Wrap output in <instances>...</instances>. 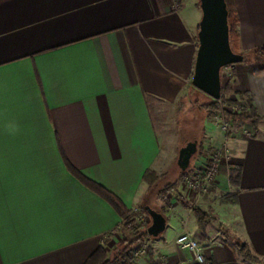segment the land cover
Instances as JSON below:
<instances>
[{"label": "crops", "instance_id": "0c3cea01", "mask_svg": "<svg viewBox=\"0 0 264 264\" xmlns=\"http://www.w3.org/2000/svg\"><path fill=\"white\" fill-rule=\"evenodd\" d=\"M235 3L241 49L250 52L264 45V0ZM201 18L198 0H0V264H84L108 235L109 248L117 243L120 216L66 162L128 207L163 213L166 229L173 216V236L148 242L157 251L133 264H197L176 246L185 232L202 247L206 264H247L237 243H247L264 264L259 68H231L235 89L250 93L263 120L252 130L231 128L229 163L222 160L213 181L197 193L188 182L179 184V199L157 191L169 179L174 154L165 151L155 116L175 109L183 130L181 106L198 91L192 79ZM8 121L19 126L15 135L6 131ZM201 132L203 138L182 137L175 153L178 167L189 142L198 141L196 154L203 150L186 181L203 173L226 138L216 124ZM150 169L160 177L152 189L143 181ZM231 170L240 173L237 185ZM225 194H235L237 203L221 204ZM193 207L208 210L212 220L198 224ZM215 219L223 223L221 237ZM145 221L151 223L149 215Z\"/></svg>", "mask_w": 264, "mask_h": 264}, {"label": "trees", "instance_id": "16d2710c", "mask_svg": "<svg viewBox=\"0 0 264 264\" xmlns=\"http://www.w3.org/2000/svg\"><path fill=\"white\" fill-rule=\"evenodd\" d=\"M226 3L229 12L230 44L232 50L235 53L244 56L243 62H248L251 59L259 63L264 62V45L256 47L250 52H245L241 49L239 30L240 20L236 3L235 0H226ZM198 5L200 7V0H198ZM234 67L235 65H232L222 69V97L219 101L210 98V102L203 104H199L198 100L195 102L190 100L189 102L197 106L200 111L206 110L212 116L216 115L219 111H223L229 122L231 124L233 123L234 126L242 127L249 122L254 128H257L263 118L257 113L250 93H242L235 89L236 75L233 70L227 80L224 81V69H231ZM256 74H264V67L259 68L256 71ZM231 108H238V110L233 112ZM66 165L75 178H77L88 189L102 197L121 218V224L118 228L119 235H121V241L119 242L121 247H115V252L113 253V250L108 247L113 235H108L104 240V243L86 260L84 264H133L136 259L133 245L138 243L144 244L154 240L147 232L150 223L145 222V219L148 217L146 210L144 208L134 210L128 207L117 195L107 190L101 184L84 176L72 167L70 163L66 162ZM187 173L188 171L182 172L181 179H177L176 182H169L159 189V194H172L176 199H179L181 195L178 193L177 188L184 180ZM239 179V171L231 170V183L237 185ZM143 181L150 189H152L159 184L160 177L155 170L150 169L144 175ZM220 203L223 205H234L237 203V196L235 194H225L220 198ZM193 213L198 224L202 226L212 218V213L200 207H193ZM128 235L133 237L131 241L127 238ZM237 247L242 261L247 264H260L262 262V259L253 253L247 243H237Z\"/></svg>", "mask_w": 264, "mask_h": 264}, {"label": "water", "instance_id": "95a60500", "mask_svg": "<svg viewBox=\"0 0 264 264\" xmlns=\"http://www.w3.org/2000/svg\"><path fill=\"white\" fill-rule=\"evenodd\" d=\"M202 18L199 24V46L195 64L193 86L210 98L222 97V69L244 61L230 44L229 12L226 0H200ZM198 150V141L189 142L179 152L178 167L185 172ZM151 223L147 232L152 239L165 232L167 219L163 213L145 207Z\"/></svg>", "mask_w": 264, "mask_h": 264}, {"label": "rangeland", "instance_id": "374dc122", "mask_svg": "<svg viewBox=\"0 0 264 264\" xmlns=\"http://www.w3.org/2000/svg\"><path fill=\"white\" fill-rule=\"evenodd\" d=\"M236 67H237L238 72L242 73L244 70H247V69L263 68L264 62L259 63V62H256V61L251 59L248 62H242V63L236 64ZM231 73H232L231 69H224V71H223L224 81L227 80V78L231 75ZM196 91H195V94H191L190 99L188 98V100L187 99L185 100L183 107H181V109H180V112L183 113V115L180 116V119H181L180 120V126H181L180 130L183 129L181 131V133L178 129V123H177L178 114H177L175 109L168 108V109H170V110H167L168 112H166V115L170 114L168 117L166 115L161 116V115L157 114L156 111H154V113H156V116H155L156 129L158 131V134L160 136V139H161L163 145H165L164 146L165 151L166 152L170 151V152H173V154H174V156L171 159V161H173L174 164H173V167H171L172 172L169 174V177H168L169 179H165L164 181L166 183L162 184L159 189H161L166 184H168L169 180H170V182H176L177 179H181V173L179 172L181 170L177 167L176 160L174 159V157L176 156L175 153L177 152L176 151L177 148L180 147L179 144L182 141V137H184V136H196V134L198 133L203 138L204 135H203V132H201V127L207 128V126H208L210 129L215 128V123H214L213 118H212L213 119L212 121H207V119L203 118V116H202V114H201V112L197 106L195 108H192L193 106L192 107L190 106V108H189V106H187L190 104V102H189L190 100L192 102H195L196 100H198L199 104L210 102V98H208L209 96H207L206 94H205L206 96H203L202 93L198 94V91L197 92ZM231 110L233 112H235L238 110V108H233V109L231 108ZM177 111H178V109H177ZM202 111H204V110H202ZM209 122H211V123H209ZM232 127H238V126H234L232 123L231 128ZM246 127L250 128L251 130L254 128V126L249 122L245 124L244 128H246ZM192 133H195V135H191ZM202 153H203V150L200 149L198 154H196V156L194 157V159L192 161V165L190 166V169L188 170L186 177H188V175L192 173L191 171L196 170V168L193 169V167L198 166L199 158H200V155ZM168 163H169V161H168ZM195 176L196 175L194 174L192 177H189L188 180L195 179L196 178ZM186 177H184V180L182 182H185V183L189 182V181H186ZM159 189H157V191ZM193 192L197 193L199 191L193 190ZM160 195H162V194H160ZM166 201H167V199L165 200L164 198L163 199L161 198L162 203L166 204ZM167 203L170 205V202H167ZM212 217H213V215H212ZM209 220L211 221L212 218H210ZM171 221H173V216L170 217L169 225H168V228L166 229V231L164 233H162L158 238L154 239L153 240L154 242H159V241H162L163 239L169 240L173 236L172 233L174 230V225L172 224ZM212 223H213V226L216 227V231H218V232L224 231V230H222L223 223H221L220 220L215 219V220H213ZM222 232L220 234V237L222 236ZM127 238L130 241L133 239V237H131V235H128ZM117 239H118L117 243L113 246V248H110L111 250H113V253L115 252V249H114L115 247H118V246L121 247V245H119V242L121 241V235H118ZM147 243H144V244L138 243L136 245H133V248L135 249L136 258L137 257L139 258L140 256H142L139 254V252L142 249H148L146 254H153V250H154V252L157 251L156 250L157 244L153 243L149 246Z\"/></svg>", "mask_w": 264, "mask_h": 264}, {"label": "built area", "instance_id": "2783aa9c", "mask_svg": "<svg viewBox=\"0 0 264 264\" xmlns=\"http://www.w3.org/2000/svg\"><path fill=\"white\" fill-rule=\"evenodd\" d=\"M214 122L222 133L225 134L226 138L229 136L228 133L231 131V123L225 116L223 111H219L216 115H213ZM223 142V144L214 152L210 154V159L208 160L206 167L203 169L202 174H196L195 179L188 180V185L192 190L200 191L207 183H211L217 172L219 163L225 160L229 163L231 159V150L228 143V138ZM210 161V163H209ZM176 246L182 250L188 251L195 263L206 264V258L202 247L196 241L189 232H185L179 235L176 239ZM148 249H142L139 254L145 255Z\"/></svg>", "mask_w": 264, "mask_h": 264}, {"label": "clouds", "instance_id": "9594fccd", "mask_svg": "<svg viewBox=\"0 0 264 264\" xmlns=\"http://www.w3.org/2000/svg\"><path fill=\"white\" fill-rule=\"evenodd\" d=\"M5 129L10 135H15L19 131V126L15 121H8L5 124Z\"/></svg>", "mask_w": 264, "mask_h": 264}]
</instances>
